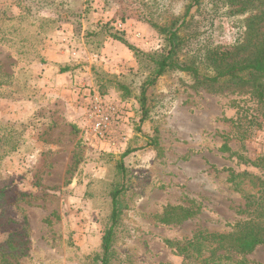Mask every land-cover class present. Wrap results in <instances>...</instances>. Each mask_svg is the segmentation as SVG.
I'll return each mask as SVG.
<instances>
[{"label":"rangeland","instance_id":"374dc122","mask_svg":"<svg viewBox=\"0 0 264 264\" xmlns=\"http://www.w3.org/2000/svg\"><path fill=\"white\" fill-rule=\"evenodd\" d=\"M64 1L0 0V190L5 194L0 243L12 239L18 247L11 261L87 264L100 251L110 194L122 181L130 195L122 212L127 237L114 247L124 264H182L183 256L168 241L184 242L198 231L232 234L261 213L246 205L229 181L231 173L242 172L264 180V170L251 164L264 155V120L250 88L232 82L195 85L186 74L171 73L148 90L158 101L142 118L133 52L106 32L104 39L86 36L98 22L121 20L124 28L116 31L129 44L144 52L160 51V36L145 18L162 22L182 11V0H94L68 45L72 60L59 69H76L80 79L71 77V92L79 83L95 88L91 72L96 68L131 85V96L115 89L106 95L128 104L133 113L131 137L117 153L92 146L81 118L68 116L63 97L49 90L43 50L48 39L65 32L64 24L74 32V24L58 15L85 6V0ZM223 4L203 0V10L214 16L208 29L214 44L234 39L232 17ZM101 13L109 14L106 21ZM198 17L197 12L194 20ZM198 27L207 33L205 25ZM107 38L122 45L114 50L117 59L111 68L101 66L102 58L91 59L101 56ZM167 206H182L193 214L165 224L161 217ZM228 253L245 264H264V244L245 254Z\"/></svg>","mask_w":264,"mask_h":264},{"label":"trees","instance_id":"16d2710c","mask_svg":"<svg viewBox=\"0 0 264 264\" xmlns=\"http://www.w3.org/2000/svg\"><path fill=\"white\" fill-rule=\"evenodd\" d=\"M93 1H83V11L63 12L58 15V19L71 21L74 24V33L77 34V27ZM64 3L68 4V0ZM182 3L180 13L170 14L162 22L148 16L145 18L160 36V51L144 52L129 44L112 26L115 19L98 22L92 28L94 30L86 36L101 35V39H104L106 32L133 52L138 63L136 73L140 75L135 98L142 118L149 112L155 100L158 101L155 93L148 90L155 87L159 78L171 73H184L195 85L219 86L232 82L249 87L262 109L264 120V0H223V6H227L224 11H228L232 17L234 29V39L228 44H214L209 37L208 29L214 16L203 10V0H182ZM197 12L198 20H194ZM216 13L217 11L214 15ZM73 16H76V20ZM194 25L193 29L189 28ZM198 25H205L207 33L200 32ZM91 73L95 86L93 88L99 95L106 97L111 89L120 91L123 97L133 95L130 83L122 80L123 77L97 68ZM128 153L129 150L123 155ZM251 164L264 170V155L258 156ZM118 168L123 179L125 170L121 164ZM229 181L241 193L246 205H255L261 213L253 220L242 223L232 234L198 231L184 242L168 241V245L183 256L182 264H245L244 260H234L228 252L245 254L264 244V180L242 172L231 173ZM110 195L111 209L101 236L100 251L87 264H124L114 245L120 238L127 237V230L122 225V212L128 206L130 195L123 181L114 185ZM4 198L5 194L0 190V205ZM192 214L182 206H167L161 221L165 224L180 223ZM17 249L12 239L0 243V264H17L10 259L16 255Z\"/></svg>","mask_w":264,"mask_h":264},{"label":"built area","instance_id":"2783aa9c","mask_svg":"<svg viewBox=\"0 0 264 264\" xmlns=\"http://www.w3.org/2000/svg\"><path fill=\"white\" fill-rule=\"evenodd\" d=\"M112 26L117 30L124 28L121 20L114 21ZM77 54L78 51L72 52L73 56ZM98 58H101L100 55H91L92 60ZM71 101L85 126L86 139L92 146L107 147L113 153L125 149L131 137L130 118L133 117L128 104L109 100L82 83L72 91Z\"/></svg>","mask_w":264,"mask_h":264},{"label":"crops","instance_id":"0c3cea01","mask_svg":"<svg viewBox=\"0 0 264 264\" xmlns=\"http://www.w3.org/2000/svg\"><path fill=\"white\" fill-rule=\"evenodd\" d=\"M103 11L106 12L105 10L102 9L99 12H103ZM105 14L101 13V15L104 18H106V16L109 15L108 13ZM106 20L107 18L104 21ZM62 27L63 29H65V32L63 33L62 30H60L58 31V35H57L58 37H53V40L48 39V44H46L43 50L44 59L48 62V64L45 66V72H47L46 75L50 77V80L48 81L49 82L48 86L50 89L49 88L48 89L51 90L53 94L59 95V97H63L64 100H61L62 102L61 101L60 102L62 103L64 109L66 110V113L68 114V116L70 115L72 117H75L78 114L75 113L76 111L72 107L73 105L71 101L72 98H70V95L72 96V92L70 91V89H67V87L70 84L71 77L73 78L75 77L74 79H80V78L79 76L74 75L76 69L72 70V68L66 67V69L64 68V70L62 71L61 68L59 69V67L64 66L65 63H68L70 60H72V58L70 59L71 50L68 49V45L73 44V38L76 39V37L74 36L73 28L69 23L64 24ZM55 39H57L56 42ZM102 42L103 45L101 47L100 57L104 60V64L101 66H103V68H111L110 63H114V60L117 59L114 50L117 48H122V45L119 42L108 38ZM110 73H117V72H110ZM67 93L69 94V97L68 99H65ZM69 100L71 102H68ZM53 104L54 103H52V105Z\"/></svg>","mask_w":264,"mask_h":264}]
</instances>
